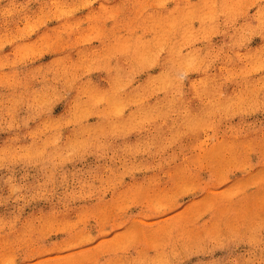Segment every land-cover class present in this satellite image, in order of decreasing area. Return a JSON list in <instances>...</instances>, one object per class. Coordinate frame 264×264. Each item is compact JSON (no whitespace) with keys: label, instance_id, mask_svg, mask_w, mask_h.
I'll list each match as a JSON object with an SVG mask.
<instances>
[{"label":"rangeland","instance_id":"obj_1","mask_svg":"<svg viewBox=\"0 0 264 264\" xmlns=\"http://www.w3.org/2000/svg\"><path fill=\"white\" fill-rule=\"evenodd\" d=\"M262 4L0 0V264H264Z\"/></svg>","mask_w":264,"mask_h":264},{"label":"clouds","instance_id":"obj_2","mask_svg":"<svg viewBox=\"0 0 264 264\" xmlns=\"http://www.w3.org/2000/svg\"><path fill=\"white\" fill-rule=\"evenodd\" d=\"M261 3H264V0H261ZM19 199H23V197H18ZM209 244H213L214 241L212 240L211 237H206L205 238ZM46 241L43 240L42 238V233L37 227L35 231H33L31 237H30V244L32 248L34 249L32 253V257L26 258V264H34V257L36 254H38L40 246L45 243ZM41 264H44V262H41ZM180 264H183V262H180Z\"/></svg>","mask_w":264,"mask_h":264},{"label":"snow or ice","instance_id":"obj_3","mask_svg":"<svg viewBox=\"0 0 264 264\" xmlns=\"http://www.w3.org/2000/svg\"><path fill=\"white\" fill-rule=\"evenodd\" d=\"M261 8L264 9V4L261 5ZM262 159H264V153H262ZM243 264V262H241Z\"/></svg>","mask_w":264,"mask_h":264}]
</instances>
